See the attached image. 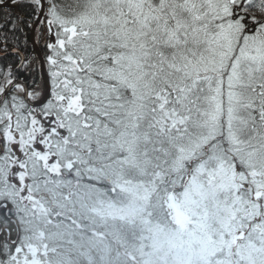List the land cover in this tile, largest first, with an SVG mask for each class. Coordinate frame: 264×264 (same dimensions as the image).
<instances>
[{
	"label": "snow or ice",
	"instance_id": "obj_1",
	"mask_svg": "<svg viewBox=\"0 0 264 264\" xmlns=\"http://www.w3.org/2000/svg\"><path fill=\"white\" fill-rule=\"evenodd\" d=\"M0 264H264V0H0Z\"/></svg>",
	"mask_w": 264,
	"mask_h": 264
}]
</instances>
